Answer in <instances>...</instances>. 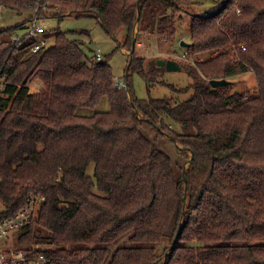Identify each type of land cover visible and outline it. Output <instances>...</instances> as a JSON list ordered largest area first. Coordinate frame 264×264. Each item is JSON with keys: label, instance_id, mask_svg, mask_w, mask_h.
Segmentation results:
<instances>
[{"label": "trees", "instance_id": "1", "mask_svg": "<svg viewBox=\"0 0 264 264\" xmlns=\"http://www.w3.org/2000/svg\"><path fill=\"white\" fill-rule=\"evenodd\" d=\"M0 2L26 15L35 7ZM40 2L49 8L41 17L93 16L116 41L124 28L118 47L132 52L123 88L112 54L89 56L87 41L70 37L76 31L58 29L33 53V41L12 40L20 23L0 29V71L8 74L0 93V219L32 196L42 199L12 241L51 264H264V0H228L210 15L194 13L197 0ZM186 13V50L218 55L196 65L176 59L193 79L180 90L186 98L152 96L166 68L157 59L146 64L139 35H174L175 14ZM248 71L257 79L252 94L210 83ZM135 73L148 97L138 96ZM160 137L176 144L179 163Z\"/></svg>", "mask_w": 264, "mask_h": 264}, {"label": "rangeland", "instance_id": "2", "mask_svg": "<svg viewBox=\"0 0 264 264\" xmlns=\"http://www.w3.org/2000/svg\"><path fill=\"white\" fill-rule=\"evenodd\" d=\"M199 5L194 8L195 14L197 15H205L208 13L210 15L211 12L215 13L216 11H220L225 3L228 0H197ZM33 12V11H31ZM240 12V10H239ZM51 13V11H50ZM212 13V14H213ZM28 13L20 14V12L14 8L6 9L0 12V29L4 27H12L21 22H23L26 17L29 15ZM52 14V13H51ZM79 14H69L63 17L60 21L57 17L49 15L47 17L40 19V24H43L47 29V34L50 37V41H54L56 34L59 30L70 32L76 31L75 33L70 34V37L74 39H82L87 41L86 44L82 46L83 50L89 56H97L98 53L102 55L101 52L97 49H101L103 54H112L111 57V65L113 67L114 73L117 78L124 77L126 74V68L128 65V59L131 50L122 47L119 48V42H123L125 39L126 31L124 28L120 29L117 32L116 41L112 38L101 26L98 19L93 16H77ZM176 18V26L177 30L174 35L169 33L160 34V33H151L149 30L142 31L139 35L140 39L143 40L144 44L138 46L139 53L146 58V64L149 62L158 59V58H177L182 60L181 55L186 51V46L181 45L182 40L190 42L191 38V16L189 14H175ZM59 29V30H58ZM80 30H89L91 32V39H87V36L82 35ZM136 33L138 31V25L135 27ZM86 38V39H85ZM89 40H92L89 41ZM95 50V51H94ZM94 51V54H93ZM128 53V54H127ZM207 59L210 58V53L203 54ZM145 64V65H146ZM231 80L230 87L228 90L230 92H248L249 94L254 93L257 90V79L252 71H248L236 76H232L227 78ZM193 79L188 75V73L184 70L177 71H165L157 80V83H154L153 88L150 92L152 96L162 97V96H173L177 100L184 99L188 96L187 94L180 93L186 85L191 83ZM117 82V79H116ZM133 83L134 87L137 91L138 96L140 97H148L149 91L147 82L145 79L140 76L138 73L133 75ZM122 87V85H121ZM171 87L176 91H171ZM103 109L109 108V102L105 100L102 103ZM175 127V125H174ZM178 128V127H176ZM179 129V128H178ZM159 146L167 152L174 162H180L181 156L178 154L176 144L169 139L159 138ZM188 164V163H187ZM115 244L114 246H117Z\"/></svg>", "mask_w": 264, "mask_h": 264}, {"label": "built area", "instance_id": "3", "mask_svg": "<svg viewBox=\"0 0 264 264\" xmlns=\"http://www.w3.org/2000/svg\"><path fill=\"white\" fill-rule=\"evenodd\" d=\"M35 7L26 19L20 23L15 29L12 40L18 41V44L32 42L29 45L31 52L36 53L41 49L48 47L50 44V37L47 34V29L43 24H40L41 17L40 10H47L49 8L46 4L42 5L41 0H34ZM6 9H10L5 3L0 2V12ZM12 9V8H11ZM52 13V12H51ZM50 12L47 16L52 15ZM143 45V40L139 42ZM243 49L246 47L243 45ZM218 55V52L210 55V58H214ZM101 54L98 53L96 59H100ZM173 58V57H172ZM186 61L196 65L198 62L206 60V56L203 54L191 53L186 50L182 55ZM177 59V58H174ZM8 78L7 72L0 71V93H4L6 79ZM116 84L123 88H127L124 80L117 78ZM1 182V179H0ZM41 198L32 196L28 202V205L18 211L15 215L4 217L0 219V264H51L49 257L44 253H38L34 250L19 246L12 241L13 236L23 229L30 221H32L38 213L39 206L41 204Z\"/></svg>", "mask_w": 264, "mask_h": 264}, {"label": "water", "instance_id": "4", "mask_svg": "<svg viewBox=\"0 0 264 264\" xmlns=\"http://www.w3.org/2000/svg\"><path fill=\"white\" fill-rule=\"evenodd\" d=\"M134 42H135V38H134ZM191 44H192L191 42H187V41H184V40H182V42H181V45L186 46V47H190ZM130 61H131V58H130ZM157 64L159 66H161V67L164 66L167 71H177V70H182L183 69L182 65L174 58H167V59L158 58L157 59ZM129 66H130V62L128 63V69H129ZM127 78H128V70H127V72H126L124 77H119V80H124V82L127 85L128 84L127 83ZM231 82L232 81L227 79L226 77L225 78H213V79H210V83H211V85L213 87H220V86H224V85H229V84H231ZM189 162H190V160H189ZM184 178L186 179L185 174H184ZM180 232H181V226L178 228L174 243H176Z\"/></svg>", "mask_w": 264, "mask_h": 264}, {"label": "crops", "instance_id": "5", "mask_svg": "<svg viewBox=\"0 0 264 264\" xmlns=\"http://www.w3.org/2000/svg\"><path fill=\"white\" fill-rule=\"evenodd\" d=\"M88 31V34H86L85 36H87V39H91L92 37H91V32L89 31V30H87ZM72 34V33H71ZM86 39V38H85ZM97 50H99V52H101L102 54H103V52H102V50L101 49H97ZM93 54H94V51H93ZM128 54V53H127ZM129 56V55H128ZM162 58V57H161ZM165 59H167V58H165Z\"/></svg>", "mask_w": 264, "mask_h": 264}]
</instances>
